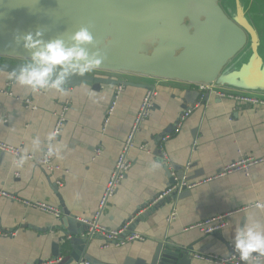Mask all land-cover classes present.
Returning a JSON list of instances; mask_svg holds the SVG:
<instances>
[{
  "label": "crops",
  "instance_id": "1",
  "mask_svg": "<svg viewBox=\"0 0 264 264\" xmlns=\"http://www.w3.org/2000/svg\"><path fill=\"white\" fill-rule=\"evenodd\" d=\"M102 76L148 88L123 87L107 117L115 86L102 85L93 90L80 85L64 91L52 86L36 88L26 78L13 80L0 75V88L10 83L8 90L19 99L0 93V142L19 147L21 152L19 158L0 152V191L19 199L0 196V233L6 235H0V264L49 261L52 240L60 235L58 221L25 207L20 200L58 209L61 202L80 221L94 219L104 187L148 91L155 93L153 108L134 135L127 154L130 168L98 220L106 229H119L128 221L130 227L168 189L169 174L182 173L187 183H195L242 157L264 159V107L212 96L200 101L198 89L188 83L117 73ZM26 100L32 106H27ZM191 107L194 109L177 128L179 116ZM62 111L65 121L52 145V164L59 170L47 172L39 160L56 115ZM163 137L168 139L162 142ZM156 150L161 151L168 170ZM178 194L130 231L141 234L145 241L102 249V239L95 237L85 253V262L148 263L153 248L170 240L190 253L184 264H210L193 255L227 256L230 251L240 252L264 243V161L253 166L248 175L236 172ZM258 201L263 202L261 207H249ZM173 212L175 219L168 222ZM226 213L231 214L221 231L210 235L184 231L203 219ZM241 261L264 264V258L255 260L248 255Z\"/></svg>",
  "mask_w": 264,
  "mask_h": 264
},
{
  "label": "water",
  "instance_id": "2",
  "mask_svg": "<svg viewBox=\"0 0 264 264\" xmlns=\"http://www.w3.org/2000/svg\"><path fill=\"white\" fill-rule=\"evenodd\" d=\"M102 73L264 96V0H0V75L64 91L80 85L148 88ZM155 154L160 158V151ZM169 175L168 189L187 181L182 173ZM186 189L154 200L129 231ZM60 207V235L52 240L51 260L85 262L95 237H86L89 225L61 202ZM188 259L180 243L167 240L143 264H184Z\"/></svg>",
  "mask_w": 264,
  "mask_h": 264
},
{
  "label": "built area",
  "instance_id": "3",
  "mask_svg": "<svg viewBox=\"0 0 264 264\" xmlns=\"http://www.w3.org/2000/svg\"><path fill=\"white\" fill-rule=\"evenodd\" d=\"M10 83L6 84L5 88H0V93L6 96H9L11 98H15L16 100H19L18 98L14 97L11 91L8 90V87L10 86ZM200 93V101H203L206 97L212 96L219 100H230L233 101L236 104L240 105H251V106H260L264 107V96L253 94V93H247V92H241V91H235L227 88H221V87H215L213 85H195ZM42 86H40L41 88ZM122 91V87H117V90L114 94L113 101L111 103V107L107 111V117L111 115L113 111V107L116 104L117 99L119 98V95ZM155 97V93L148 91L145 96L142 99L140 108L138 110L137 116L134 120L133 126L131 128L130 133L128 134L122 150L116 160V163L114 165V168L110 174V177L104 187L101 199L98 204V210L95 213L94 219L92 221H83L87 225H89V232L85 235L88 238H94V237H100L102 239V249H107L110 247H122L126 244L132 243V242H143L145 241V237L141 234H138L136 232H130L129 231V224H125L119 229L116 230H109L106 229L104 226L99 224L98 220L102 215V212L108 203V201L111 199V197L115 194L119 184L123 181L125 178L129 168L130 164L127 161V154L129 150L133 146V139L134 135L138 130L139 125L145 121L153 108V99ZM24 103L27 106H32L31 102L29 100L24 101ZM196 106V105H195ZM194 109V107L188 108L185 110L178 118L177 121V128H179L182 123L186 120V118L190 115L191 111ZM65 121L64 118V111L61 113H58L56 115V122L54 125V128L51 133L50 139L46 142L43 153L41 155V158L39 160L40 166L45 168L47 172H53L59 170V167L54 166L52 164V145L55 141H57L60 129ZM108 123V119H105L104 126ZM178 130L176 129V132ZM168 137H163L162 142L166 141ZM160 151V150H159ZM0 152L7 153L12 155L15 158H19L21 156L20 148L14 147L11 145H8L6 143L0 142ZM161 152V151H160ZM99 153V151H98ZM27 158L31 159V156H28ZM163 156L161 155V159ZM264 159L259 158H253V157H242L236 162H233L217 173H215L212 177H208L206 179L200 180L195 183H187V181H181L179 183H176L173 187L170 189H167L165 192L161 193L158 196V199L156 201L162 199L164 196L172 193L175 191L176 188H180L181 186H186L187 189L193 188L197 185L211 182L213 180H217L220 178H223L227 175H231L236 172H242L245 175H248L250 169L253 166H256L260 163H262ZM184 180V179H183ZM0 196H3L9 200H17L16 197L9 195L7 193H4L0 191ZM154 201V202H156ZM20 202L27 208L42 212L44 214H47L51 216L55 221L60 220L61 218V211L58 208L52 207L48 204L41 203V202H31V201H24L20 200ZM153 204V203H152ZM263 205L262 201H258L250 205L249 207H261ZM231 213L226 214H218L206 219H203L197 223H194L184 229V231H190V230H196L202 235H210L214 232L221 231L227 226L226 218ZM175 219V213L173 212L169 218L167 219L168 222ZM0 235L6 236L5 234L0 233ZM264 252V243L250 248L248 250L240 251V252H232L231 254L227 256H216V255H210V254H194L193 257L197 259L198 261L207 262L210 264H243L241 261V258L243 256H251L253 259L258 258H264V255L262 256H256L257 253H263ZM61 261V258H58L54 261H46L41 264H57ZM79 264H89L88 262H81Z\"/></svg>",
  "mask_w": 264,
  "mask_h": 264
}]
</instances>
